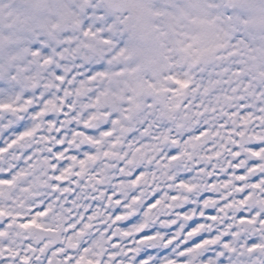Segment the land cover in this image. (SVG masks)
<instances>
[{
	"label": "snow or ice",
	"instance_id": "6c2138e0",
	"mask_svg": "<svg viewBox=\"0 0 264 264\" xmlns=\"http://www.w3.org/2000/svg\"><path fill=\"white\" fill-rule=\"evenodd\" d=\"M0 264H264V0H0Z\"/></svg>",
	"mask_w": 264,
	"mask_h": 264
}]
</instances>
